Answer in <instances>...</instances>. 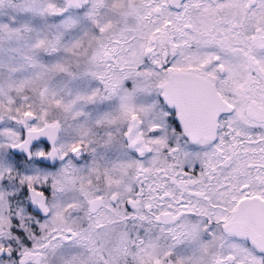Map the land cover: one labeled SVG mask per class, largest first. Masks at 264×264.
<instances>
[{"label": "snow or ice", "instance_id": "6c2138e0", "mask_svg": "<svg viewBox=\"0 0 264 264\" xmlns=\"http://www.w3.org/2000/svg\"><path fill=\"white\" fill-rule=\"evenodd\" d=\"M0 264H264V0H0Z\"/></svg>", "mask_w": 264, "mask_h": 264}]
</instances>
